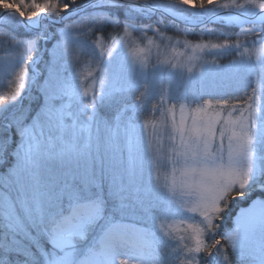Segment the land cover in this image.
<instances>
[{"label": "snow or ice", "instance_id": "snow-or-ice-1", "mask_svg": "<svg viewBox=\"0 0 264 264\" xmlns=\"http://www.w3.org/2000/svg\"><path fill=\"white\" fill-rule=\"evenodd\" d=\"M3 25L0 264H264V0H0Z\"/></svg>", "mask_w": 264, "mask_h": 264}, {"label": "rangeland", "instance_id": "rangeland-1", "mask_svg": "<svg viewBox=\"0 0 264 264\" xmlns=\"http://www.w3.org/2000/svg\"><path fill=\"white\" fill-rule=\"evenodd\" d=\"M11 1L13 2V0H8V2ZM19 4V0H18V3ZM106 10V9H105ZM88 11H91V9H88ZM156 21L157 20H154L151 24H156ZM73 21L72 20H69L67 21V23H72ZM165 23H168V22H165ZM63 25H60L59 27H62ZM123 26V25H122ZM172 27V24L169 25V27L167 28L166 32H167V35L169 36H172V37H178L180 39H188L190 41H199L201 39V36H200V30H197V31H191V32H188V33H185L184 30L182 31H175L176 33L174 32H171V31H168L169 28ZM208 28H214V27H208ZM5 30L11 32L13 31L8 25H3V26H0V95H4L7 93V91L9 90V85H8V81L11 79V77L5 75L4 73V64L6 62V59L7 57L12 54L14 52V49L12 48V46L8 43H5V40L7 39V36H6V32ZM14 31H19V32H24L23 29H18V30H14ZM52 31H55V29H52ZM99 34V35H102L100 33H97V31L94 29L93 30V33L90 34V35H87V39L88 40H94L96 39V35ZM136 36H139L138 33L134 34ZM149 37H151L153 34L151 32H149L147 34ZM103 36V35H102ZM230 36L232 39H235V35L234 34H226L225 33V36H222L220 37V40H223L224 38ZM105 38H107L108 36H104ZM57 39L59 37H56ZM204 40H209V39H212L213 42H217L216 39L213 37V38H210V37H203ZM52 43H55V40H52L50 41L48 44H47V47H51ZM238 56V53L236 52H232L231 54H225L223 56H212V55H207L205 56L204 58L207 59V60H213V59H216L220 62V64H223V65H230L231 62L236 59ZM140 91H143V89H140L137 92V96L140 94ZM247 91H251V89H247ZM236 95H241V93H237ZM33 97H36V99H33L32 102H31V111L28 112V121L31 120V117L33 115H35V112L36 110L39 108V106L42 104L43 102V97L41 96V94L35 90H33ZM210 98H213L214 97H208V96H205L204 99H210ZM155 102V101H153ZM25 107H28L29 106V101L28 100H24L23 101ZM12 111H14L13 108H9L7 112H3L2 115H0V122H3L4 121V118L7 117L9 115V113H11ZM151 117V113H144L143 115H141L140 117V120L143 121L144 119L146 118H150ZM4 135H7V133H5ZM12 137H13V141H15L17 139L16 137V130L15 128L12 129ZM15 145L13 144L12 147H14ZM11 150V148L9 149ZM11 159V158H9ZM3 169H0V171H2ZM259 193H253V196L250 198V199H253L255 198L256 196H258ZM250 199L249 200H244V201H241L239 202L238 204H234V205H231L230 207V212H229V215L228 217L225 219V221L222 223L221 225V229H220V232L218 233V238L219 236L223 235L227 229L233 227V218L235 217V215L237 214L238 210L240 207H246L248 206L249 202H250ZM124 223H128V224H132V223H136L138 226L140 225V221L138 219H134L132 217H126L125 220H124ZM179 227H182V226H179ZM224 242L222 241V244ZM168 251V250H166ZM225 252L229 255L231 261H232V264H238V261L236 260L235 256L232 254V250L230 247H228L227 245H225ZM10 260L12 261H15V260H23V257H15V256H11L9 257ZM202 264H203V261H202Z\"/></svg>", "mask_w": 264, "mask_h": 264}, {"label": "trees", "instance_id": "trees-1", "mask_svg": "<svg viewBox=\"0 0 264 264\" xmlns=\"http://www.w3.org/2000/svg\"><path fill=\"white\" fill-rule=\"evenodd\" d=\"M16 3H18V0H15ZM64 2H67V0H64ZM87 2V0H76V6H79L83 3ZM122 18V17H121ZM159 17L158 16H153L150 20L148 19H145L143 20L142 22L143 23H152L154 20H157ZM164 19V18H163ZM165 22H169L167 21L166 19H164ZM122 24L121 25H118V26H112V25H107L104 27V29L102 30V32H100V34H102L103 36H108L109 33H116V32H120L122 30ZM212 27L214 28H219V25L217 24H213ZM182 31L183 28L180 27V26H177L175 24H172V27L168 29V31H171V32H174L176 33L175 31ZM197 31V30H196ZM225 33L226 34H234V32L236 31V29H224ZM14 34L17 38H24L26 36V34L24 32H19V31H14ZM177 34V33H176ZM135 96H137V92H133L132 93V96H131V99H134Z\"/></svg>", "mask_w": 264, "mask_h": 264}, {"label": "water", "instance_id": "water-1", "mask_svg": "<svg viewBox=\"0 0 264 264\" xmlns=\"http://www.w3.org/2000/svg\"><path fill=\"white\" fill-rule=\"evenodd\" d=\"M9 2H11V1H9ZM86 3H87V2H86ZM86 3H84V4L80 5V6H78L77 8H82V7H84ZM163 18L166 19V20H168V21L171 19L170 17H167V16H165V17H163ZM211 24H213V23H209V24H207V27H208L209 25H211ZM61 25H62V24H61ZM175 25L184 28V25H183L182 23H177V24H175ZM59 26H60V25H57V27H59ZM195 30H200V29H199V28H196Z\"/></svg>", "mask_w": 264, "mask_h": 264}, {"label": "bare ground", "instance_id": "bare-ground-1", "mask_svg": "<svg viewBox=\"0 0 264 264\" xmlns=\"http://www.w3.org/2000/svg\"><path fill=\"white\" fill-rule=\"evenodd\" d=\"M121 258H123V257H121Z\"/></svg>", "mask_w": 264, "mask_h": 264}]
</instances>
